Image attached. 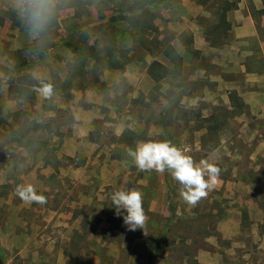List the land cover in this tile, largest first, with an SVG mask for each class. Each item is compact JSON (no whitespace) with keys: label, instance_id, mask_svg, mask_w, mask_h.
Wrapping results in <instances>:
<instances>
[{"label":"rangeland","instance_id":"obj_1","mask_svg":"<svg viewBox=\"0 0 264 264\" xmlns=\"http://www.w3.org/2000/svg\"><path fill=\"white\" fill-rule=\"evenodd\" d=\"M236 1L57 0L54 17L36 35L17 0H0V264H200L202 251L220 254V264H264V247L252 245L247 216L239 238L217 233L216 217L231 205L224 191L209 192L199 214L181 218L178 200L186 202L179 183L167 171H138L127 154L147 140L184 139L197 162L219 141L241 148L244 122L231 117L243 108L229 110L216 93L219 56L196 50L193 38L200 32L208 44L206 37L229 44L230 25L225 30L219 15ZM251 1L258 20L264 0L260 10ZM66 41L94 46L104 58L80 64ZM242 48L261 52L257 43ZM107 53L117 62L112 68ZM27 61L33 62L21 68ZM153 61L169 70L157 83L146 73ZM41 80L53 86L50 98L35 90ZM219 160L231 176L225 151ZM243 178L254 182L264 207V167ZM28 183L45 204L20 200L15 188ZM132 188L143 193V230H128L112 208L111 194ZM245 188L236 191L245 194Z\"/></svg>","mask_w":264,"mask_h":264},{"label":"crops","instance_id":"obj_2","mask_svg":"<svg viewBox=\"0 0 264 264\" xmlns=\"http://www.w3.org/2000/svg\"><path fill=\"white\" fill-rule=\"evenodd\" d=\"M248 2L240 0L237 3V8L226 13V22L230 25V41L229 44L216 49L209 46L201 36L200 32L194 34V48L202 52H215V65L221 70V75L215 79L216 93L220 94L227 108L233 111V107L229 101V95L235 93L237 98L243 103V110L232 114L231 119L237 122H244L240 126V131L243 129L244 140L241 143V148L236 147L233 143L229 146L225 145V141H219L218 144L208 152L207 160L212 162L210 157L219 163L220 153L225 151L231 159V176H226L223 171L220 172L219 184L210 192L218 193L224 191L225 197L231 199V205L224 209V212L216 217L217 233L224 239L234 240L240 237L242 233L244 216L248 217V230L251 231L250 241L252 245H257L258 249L264 247V207L258 205L260 198L255 195L256 185L254 182L244 184V174L246 172L257 173L264 167V126L257 128L256 123L252 124L249 119H260L264 122V14L260 19H256L250 12ZM258 0H252L250 4L256 6V10H260L261 6L257 5ZM26 21L22 19V21ZM202 39V40H201ZM249 43H257L261 52L258 54L253 50L242 48ZM39 53H45L41 51ZM42 54V55H43ZM34 55V54H33ZM253 58H258L261 63L258 68L248 65V61ZM33 61H27L21 68L31 64ZM168 67V65H166ZM210 92L206 91L204 96L209 97ZM204 117L211 118L212 114L204 113ZM245 119V120H244ZM255 125V126H254ZM207 130H204L206 132ZM238 137H241L238 136ZM177 146L190 152L191 145L186 143L184 139L171 141ZM225 145V146H224ZM204 151L201 144H195L194 150ZM220 166V165H219ZM221 170H225L222 168ZM225 175V176H223ZM264 182V181H263ZM245 188L247 193L243 194L238 188ZM236 191V192H235ZM182 201L178 203L181 204ZM261 202V200H260ZM264 202V200L262 201ZM183 203V202H182ZM176 208V213L181 218L191 217L199 214L203 207L197 204L195 207L189 206L187 203L179 205ZM260 232V233H259ZM252 238V239H253ZM211 242V241H210ZM198 263L220 264L224 261V257H220L217 253L200 252L196 257ZM230 260H233L230 257ZM249 260V256H248ZM235 262V261H234ZM236 263V262H235ZM233 264V263H230Z\"/></svg>","mask_w":264,"mask_h":264},{"label":"clouds","instance_id":"obj_3","mask_svg":"<svg viewBox=\"0 0 264 264\" xmlns=\"http://www.w3.org/2000/svg\"><path fill=\"white\" fill-rule=\"evenodd\" d=\"M17 6L30 29L39 35L46 30L54 17L57 0H17ZM35 90L43 98H50L53 95V86L42 80ZM127 154L140 172L155 171L160 174L169 172L180 185L179 196L192 207L207 198L209 192L219 184L221 169L216 163L207 159L197 162L192 155L169 140L138 141L134 147L127 148ZM15 193L25 204L47 202L46 197L38 194L31 183L17 185ZM110 199L112 208L118 216H123L128 230L144 229L148 216L140 190L136 188L116 190Z\"/></svg>","mask_w":264,"mask_h":264},{"label":"trees","instance_id":"obj_4","mask_svg":"<svg viewBox=\"0 0 264 264\" xmlns=\"http://www.w3.org/2000/svg\"><path fill=\"white\" fill-rule=\"evenodd\" d=\"M237 8V1L233 5L230 4H225L224 7H222V12L219 15V23L223 24L225 26V30H229V25L226 22V13L232 9ZM226 32L224 35V39L226 38ZM207 41L209 42V45L211 47H222L226 44L227 42H217L214 41L213 39H209L206 37ZM65 46L72 52V54L75 55L76 61L80 64H84L86 61L90 60L94 64H97L101 60H103L104 55H102L100 50H96L94 46H86L87 48H81L80 46L71 44L70 42L66 41ZM164 55L166 57L171 56L168 52H164ZM106 61L110 67H114V62L113 57L110 53H107L106 55ZM168 68H166L163 64L153 61L148 69H147V76L154 82H159L163 80L167 75H168ZM229 101L232 107L237 108L239 110H242L243 108V103L237 98L235 93H231L229 95Z\"/></svg>","mask_w":264,"mask_h":264}]
</instances>
